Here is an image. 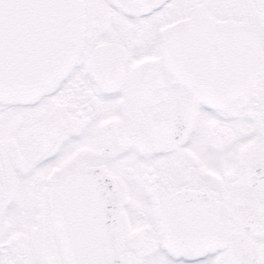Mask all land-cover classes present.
I'll return each instance as SVG.
<instances>
[{"label": "snow or ice", "instance_id": "obj_1", "mask_svg": "<svg viewBox=\"0 0 264 264\" xmlns=\"http://www.w3.org/2000/svg\"><path fill=\"white\" fill-rule=\"evenodd\" d=\"M0 264H264V0H0Z\"/></svg>", "mask_w": 264, "mask_h": 264}]
</instances>
